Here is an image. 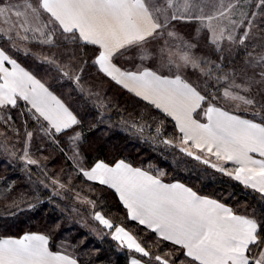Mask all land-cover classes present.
Masks as SVG:
<instances>
[{
    "label": "snow or ice",
    "instance_id": "6c2138e0",
    "mask_svg": "<svg viewBox=\"0 0 264 264\" xmlns=\"http://www.w3.org/2000/svg\"><path fill=\"white\" fill-rule=\"evenodd\" d=\"M238 4L239 0H0V19L4 25L0 26V38L18 51L22 41L58 46L57 40L61 37L81 49L93 46L92 65L99 73L175 121L181 134L177 145L180 151L264 193V121L242 118L212 102L222 98L235 102L236 108L254 106L253 98L233 90L248 92L249 87L242 88L231 80L221 97L205 94L207 88L202 92L182 71L191 68L212 79L214 69L220 65L196 56L195 43L169 30L172 21L196 22L197 36L206 33V43L217 52L223 51L221 41L225 39L245 45L249 32L244 31L237 38L235 27L238 25L232 18ZM257 7L264 8V0H259ZM241 15L247 14L241 12ZM248 23L251 27L252 21ZM161 40V66L168 67L169 71L175 69L174 75L146 66L129 70L115 63L116 58L126 56L129 50L138 52L141 61L151 59L155 53L146 45ZM23 51L25 55L30 54L26 47ZM247 56L252 57L253 53L247 52ZM41 59L53 65L62 77L73 81L80 92L85 91L80 75H70L66 70L69 65H61L51 57ZM257 65L261 68V80L255 82L264 83V50L254 57L251 67ZM83 71L81 67L79 72ZM215 79L229 81V76H215ZM18 100L30 105L28 111L32 118L44 122L41 128L48 136L55 137L81 123L63 99L0 47V107H16ZM205 103L207 107H203ZM197 110L202 111L206 122L194 118L199 114ZM156 132L161 134L160 127ZM27 137L31 139L32 133L28 132ZM80 138L77 132L69 136V141L75 145ZM197 152L215 157L219 162H232L236 167L229 171ZM72 158L78 175L113 189L131 221L146 228L158 241L176 246L186 258L178 260L170 253L155 255L153 258L158 264H264V223L255 218L235 214L232 208L199 195L182 183H165L160 178L163 172L153 175L123 159L111 165L98 160L85 168L78 152L74 151ZM22 159L29 165L40 166L29 156L27 148ZM51 184L57 189L70 190L59 178H52ZM53 194L60 195V192ZM76 198L95 208L96 202L87 196L81 197L77 192ZM93 218L104 228L114 229V240L144 257L152 256L123 226L114 225L99 211L93 213ZM49 239L39 233L0 238V264H78L72 256L52 251ZM131 264H141V261L133 259Z\"/></svg>",
    "mask_w": 264,
    "mask_h": 264
},
{
    "label": "trees",
    "instance_id": "16d2710c",
    "mask_svg": "<svg viewBox=\"0 0 264 264\" xmlns=\"http://www.w3.org/2000/svg\"><path fill=\"white\" fill-rule=\"evenodd\" d=\"M180 26L181 31L189 29L185 23ZM260 39L264 42V34ZM57 45L22 41L18 51L6 39L0 38V47L49 86L81 121L72 129L51 137L41 128L44 122H36L32 118L28 111L30 106L25 101L18 100L16 107H4L13 119L15 131L0 118V238H19L25 233L44 234L50 238L52 250L72 254L79 264H129L132 257L148 264H158L153 257L164 256L165 253L178 260L186 259L176 246L158 241L146 228L131 221L112 189L78 175L72 158L74 151L79 153L85 168L98 160L111 165L123 159L153 175L163 172L162 180L181 182L199 195L229 206L238 215L264 223V195L180 151L177 145L181 134L175 127V121L99 73L92 65L93 46L81 49L65 42L62 37L57 40ZM157 45L155 42L154 46ZM25 47L30 50L29 55L24 54ZM135 52L129 50L127 54L135 56ZM42 57H51L61 65H69L66 70L70 75H80V84L85 91L80 92L73 81L62 77L53 65L44 63ZM115 63L133 70L139 66L125 61V56L116 58ZM81 67L84 69L82 73L79 72ZM202 87L211 92L206 84ZM262 105L264 97L256 107ZM203 107H207V103ZM232 110L258 122L264 121V107L257 116ZM157 127L161 129L159 135ZM32 130L36 137L28 140L27 133ZM77 132L81 138L73 145L69 136ZM164 140L172 143L165 144ZM25 148L40 166L29 165L22 159ZM52 178H59L70 190L57 189L51 184ZM56 191L60 195H54ZM77 192L94 200L96 210L103 211L115 225L123 226L136 236L152 256L144 257L123 248L106 233L96 237L86 227L71 221L63 211L68 213L69 206H77L74 200ZM86 208L82 206L83 210Z\"/></svg>",
    "mask_w": 264,
    "mask_h": 264
},
{
    "label": "rangeland",
    "instance_id": "374dc122",
    "mask_svg": "<svg viewBox=\"0 0 264 264\" xmlns=\"http://www.w3.org/2000/svg\"><path fill=\"white\" fill-rule=\"evenodd\" d=\"M258 4H259V0H239L237 10L235 11V14L232 17L234 20L237 21V25H238L235 27V35L237 38L242 36L244 31L249 32V38L245 42V45H239L238 43L232 44L225 39L221 41V47L223 51L217 52L215 51L214 46L208 45L206 43V40H205L206 33L204 32H201L199 36H197V33L195 31V39H193L194 29L191 31L190 35L180 34L182 35L180 37H183L185 40L191 41L192 43H195L197 45V47L193 50L196 56L208 59L210 61H214L216 64L220 65V68L214 69V76L212 79H208L207 77L202 76L198 71L193 70L191 68L183 70L181 73L182 75L188 77V79L193 81L196 85H198V87H200L202 90L205 89L202 87V85L204 86L206 84L207 87L211 89V92L210 91H207V92L204 91V92L208 94L210 97L211 95H216L218 97H221L223 89L228 86V83H230L231 80H235V82L237 84H240L242 88L244 86H248L250 89L248 92H244L242 90H236V89H233V90L240 91L241 95H245L249 98H253L256 101V104L260 103L261 99L264 97V83L255 82V81L261 80V77L259 75L261 68L259 67V65H257L255 68L251 67L254 57L257 56L259 53H261L262 50H264V42L260 39L261 35L264 34V29H263L264 28V8L257 7ZM241 12L246 13L247 15L242 16ZM241 21H243V23H240ZM249 21H252L251 27L249 26V23H248ZM183 23L185 22L177 21V22L171 23L169 24V30H172L174 26H178L179 24H183ZM0 26H4L2 19H0ZM28 35L31 37L32 33H28ZM165 39H168V38L165 36ZM160 43L162 45L163 40ZM247 52H252L253 56L248 57ZM221 57H223V59H221ZM160 64H161V61H160ZM225 74L229 76V81H220V82L216 81L215 76H223ZM249 77H252L253 80L250 81ZM213 102L222 105L221 107L225 108L228 111H232V112H234L232 109H235V110L244 111L250 115H254V113L256 112H259L260 114L262 113L261 107H256V104L254 106L241 105L240 108H236L235 102L224 101L222 98L219 100L213 101ZM0 108H2V110H0L1 120L11 130L15 131V125H14L12 117L8 114L7 110L4 107H0ZM31 133H32L31 138H33L34 136L36 137L35 131L33 132L32 130ZM28 140H31V139L28 138ZM28 147H29V144H28ZM27 151L29 153L28 149ZM196 154L202 155L203 158L205 159H209L210 163H220L223 165V167H225V163L216 161L215 157L204 156L202 153H199V152H197ZM80 196L84 197L82 195ZM74 200L77 202V206L75 207L69 206L70 212L67 213L63 211V214H65L66 216L69 215V219L71 221L86 227V229L89 230L96 237L98 236L100 237V235L106 233L112 238V233L114 229L104 228L102 225L99 224V222H97L93 218V213L96 211L101 212L106 218H108L104 214V212L100 210H96L91 205L81 203L79 199L76 198V196ZM81 205L84 206L85 208L87 207L86 210H83ZM110 220L115 225V222L112 219ZM117 242L119 243L121 247L127 248V246L122 245L120 241H117ZM59 252L70 255L75 259V257L72 254H68L64 251H59Z\"/></svg>",
    "mask_w": 264,
    "mask_h": 264
},
{
    "label": "crops",
    "instance_id": "0c3cea01",
    "mask_svg": "<svg viewBox=\"0 0 264 264\" xmlns=\"http://www.w3.org/2000/svg\"><path fill=\"white\" fill-rule=\"evenodd\" d=\"M174 22H177V21H172L171 23H174ZM185 22V21H184ZM170 23V24H171ZM185 24H186V26H188V31L187 30H183V31H181V26H180V24L178 25V26H174L173 28H172V31H174V32H176L179 36H182V35H180V34H183V35H190V33H191V31L194 29V31H193V39H195V30H196V28H197V23L196 22H185ZM154 43L155 42H153V43H149L148 45H146V47L149 49V51H153L154 53H155V55L153 56V58H151V59H147V60H144V61H141L140 59H139V53L138 52H135V56H133L132 54H130V53H128L126 56H125V61H127L128 63H136V64H138L139 66H146V67H151V68H153V69H155V70H159L160 72H162V74H166V75H174L175 74V69H173L172 71H169V69H168V67H162L161 66V64H160V59H159V47H160V45H159V43H158V45L157 46H154ZM158 55V56H157ZM126 65H131V64H126ZM6 66H8V67H10V65H6ZM22 66V65H21ZM23 67V66H22ZM26 69V68H25ZM27 70V69H26ZM129 70H133V69H129ZM185 78L186 79H188V77H186L185 76ZM188 80H190V79H188ZM191 81V80H190ZM192 83H194L193 81H191ZM195 84V83H194ZM200 88V87H199ZM200 90L202 91V92H204L201 88H200ZM205 90V89H204ZM10 106V105H9ZM30 106V105H29ZM198 111V115H196L194 118H196V119H199V120H201V122H206V119L203 117V113L201 112L200 113V110H197ZM229 112H231L232 114H235V115H239V116H241L242 118H246V119H250V118H248V117H245V116H243V115H241L240 114V112H232V111H229ZM255 122H258V121H256L255 120ZM259 123V122H258ZM253 155H256V154H253ZM257 158H259L258 156H257ZM128 163V162H127ZM130 164V163H129ZM133 166V165H132ZM134 167V166H133ZM235 167H236V165L234 164V163H232V162H227V163H225V168L226 169H228L229 171H234V169H235ZM233 177V176H232ZM84 178V177H83ZM84 179H86V178H84ZM163 182H165V183H175V182H166V181H164V180H162ZM90 182H93V183H98V182H94V181H90ZM238 182H240V181H238ZM179 183H181V182H179ZM241 183V182H240ZM99 184V183H98ZM183 184V183H182ZM241 184H243V183H241ZM185 185V184H184ZM244 185V184H243ZM104 186H106V185H104ZM186 186V185H185ZM245 186V185H244ZM107 187V186H106ZM188 187V186H187ZM247 187V186H246ZM249 188H251V187H249ZM253 189V188H252ZM113 190V189H112ZM255 190V189H254ZM114 191V190H113ZM257 191V190H256ZM115 192V191H114ZM259 192V191H258ZM259 193H261V192H259ZM262 195H264V193H261ZM212 199V198H211ZM227 206V205H226ZM227 207H229V206H227ZM236 214V213H235ZM132 234V233H131ZM49 247H50V249H51V246H50V240H49ZM52 250V249H51ZM134 251V250H133ZM133 259H137V260H140L141 261V264H148V263H146V262H144V261H142L141 259H139L138 257H132L131 259H130V261H129V264H131V261L133 260ZM78 262V261H77ZM79 264V263H78Z\"/></svg>",
    "mask_w": 264,
    "mask_h": 264
}]
</instances>
